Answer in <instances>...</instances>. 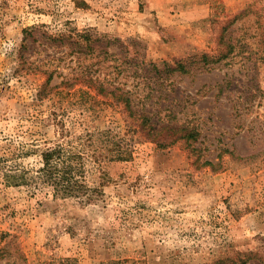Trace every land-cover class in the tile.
<instances>
[{"label":"rangeland","instance_id":"rangeland-1","mask_svg":"<svg viewBox=\"0 0 264 264\" xmlns=\"http://www.w3.org/2000/svg\"><path fill=\"white\" fill-rule=\"evenodd\" d=\"M61 127L133 156L86 206L0 174L2 264H264V0H0V159L39 168Z\"/></svg>","mask_w":264,"mask_h":264},{"label":"trees","instance_id":"trees-1","mask_svg":"<svg viewBox=\"0 0 264 264\" xmlns=\"http://www.w3.org/2000/svg\"><path fill=\"white\" fill-rule=\"evenodd\" d=\"M79 37L80 39H76V41L72 43V45L75 46V50H78V52H81L83 48H87L88 45L91 46L94 44V41L90 38H84L83 35H79ZM47 38L53 41V37L50 36ZM203 58L205 62L209 61L207 56H203ZM178 69L183 72L186 71L184 64H180ZM178 69H173L172 72ZM81 72V75H76L75 78L67 80V85L69 84L68 87H71V84L74 86L77 83L82 85L88 84L89 86L90 84L92 86L96 85L95 88L99 93L113 95L116 100L125 102L126 109L133 112L131 99L127 98L123 93H116L118 92V87L112 86L113 90H108L105 82L101 81L99 78L87 80L84 77L85 72ZM52 80L53 75L51 74L48 83ZM65 83L66 82L63 81L61 85ZM107 91L108 93H105ZM43 95L45 96V94L42 93L41 97ZM47 96L48 95H46V97ZM40 99L43 100V98ZM139 118L144 125H147L149 122V118L145 114H142ZM60 130L62 141H59L52 147H46L40 152L41 165L37 169H28L14 163L8 165L5 161L6 159H0V174L3 183L8 187H27L35 194L46 190L49 191L55 199H76L84 206L89 205L100 196H103V190L101 188H93L89 185L87 174L90 167H101L104 160L108 159L107 155H105L107 151L105 148H113L114 145H118V148L114 150L115 153L110 155V161H128L133 155L128 149L122 147V145L114 139L115 136L111 135L112 133L110 132H100V134L97 135L87 134L84 137H73L71 131L67 130L65 127H61ZM6 236L7 235L4 234L0 235V264H2L4 260L9 259L10 256L8 246L2 245ZM243 264H245V262Z\"/></svg>","mask_w":264,"mask_h":264}]
</instances>
